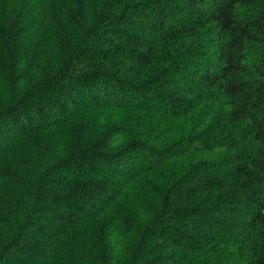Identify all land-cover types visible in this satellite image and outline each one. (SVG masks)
<instances>
[{"label":"trees","instance_id":"1","mask_svg":"<svg viewBox=\"0 0 264 264\" xmlns=\"http://www.w3.org/2000/svg\"><path fill=\"white\" fill-rule=\"evenodd\" d=\"M97 1L73 42L51 40L43 21L66 0L0 5V180L23 191H0V264H58L77 246L81 264H264V0ZM249 43L261 46L255 58ZM214 103L170 144L120 117L181 119ZM45 134L48 158H17L25 139ZM191 157L159 204L125 224L115 204L128 187Z\"/></svg>","mask_w":264,"mask_h":264},{"label":"rangeland","instance_id":"2","mask_svg":"<svg viewBox=\"0 0 264 264\" xmlns=\"http://www.w3.org/2000/svg\"><path fill=\"white\" fill-rule=\"evenodd\" d=\"M69 3V6L65 10L61 11V14L56 19L50 17L45 18L43 21L45 26L52 27L51 40L54 38H63L66 42H73L75 38L80 37L81 33V22L87 16V11L91 12L92 10L101 11L100 2L97 0H66ZM13 0H7V7L10 6V3ZM2 0H0V5ZM11 20V19H10ZM10 20L8 23H10ZM48 31L51 29H47ZM207 34L208 32H203L202 35ZM201 36L192 37L188 40L187 48H183L182 61L190 60V54L192 50L196 48L191 47L192 45H197V41ZM59 41L58 48H63L64 43ZM261 46L254 43H249L247 46V56L249 58H255L260 51ZM189 52V54H187ZM51 56L48 61H51L53 54H59V51L50 52ZM158 66H151L149 68H144L143 80H153L156 77ZM177 80H176V79ZM181 79V80H179ZM172 81H184L182 77L177 76L172 78ZM178 86L188 87L186 83L178 82ZM177 92V90H176ZM211 108V109H210ZM209 110L218 111L219 104L214 103L210 104L209 109L200 107L186 114L185 117L178 119L172 115H165L157 110H145V111H124L121 113L120 117L124 121L126 118L130 119L131 129L133 131H142L146 136H163L164 142L170 144L173 142V137L171 133L174 130H177L179 133L183 131L185 125L194 124L200 119H204V115L207 114ZM129 115V116H128ZM116 117L115 113L113 114ZM128 116V117H127ZM117 118V117H116ZM86 120L77 121V127H72V133L74 134L75 141H79V136L81 134L80 128L85 124ZM50 142V136L48 134L44 135H35L31 138L25 139L19 148V155L17 158L20 160H30L35 163H40L49 157L52 145H48ZM197 160L194 157H191L185 163H175L168 166H165L159 170L153 172H147L140 177H138L129 187L128 190L123 193L121 198L116 202L115 208L117 210V215L121 216L125 221V224L133 222L137 216V213L141 209H149L155 205L159 204L160 196L162 193L175 181H179L180 178L184 176L191 170L194 163ZM0 191L9 192L13 191L18 197L23 195V191L20 192L19 189L15 186H12L10 183L6 184L0 180ZM21 202V200H20ZM14 208V207H13ZM22 211V209H21ZM116 215L110 217H105L100 223L108 224L110 222H115L114 219ZM103 224V225H104ZM100 227L96 231L92 232L90 239L87 243L83 244L85 247H89L88 243L97 244L98 238H100ZM82 250L80 246L73 247L69 251L65 252L63 256L58 260V264H81Z\"/></svg>","mask_w":264,"mask_h":264}]
</instances>
